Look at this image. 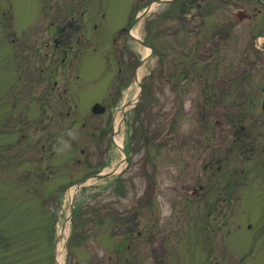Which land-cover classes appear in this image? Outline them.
<instances>
[{"label":"rangeland","instance_id":"1","mask_svg":"<svg viewBox=\"0 0 264 264\" xmlns=\"http://www.w3.org/2000/svg\"><path fill=\"white\" fill-rule=\"evenodd\" d=\"M149 1L92 0L99 30L85 34L95 32L97 44L62 51L39 0H0V264H56L65 225L64 264H110L119 246L157 241L172 203L193 195L205 198L190 211L197 225L211 203L212 264H264V51H254L264 44V4L257 0H216V10L186 20H165L156 6L142 20L139 37L162 55L151 56L142 93L123 114L127 162L81 187L70 219L68 189L121 159L112 142L116 115L143 58V45L124 29ZM208 84L230 89L226 99L208 106ZM236 90L255 101L254 116L238 123ZM97 102L103 114L91 112ZM242 125L253 129L244 150L234 136ZM226 174L238 184L220 193L214 183ZM227 195L225 204L214 200ZM149 197L156 231L146 235L143 216L133 215L129 237L125 217ZM204 234L196 233V250L184 260H208Z\"/></svg>","mask_w":264,"mask_h":264},{"label":"flooded vegetation","instance_id":"2","mask_svg":"<svg viewBox=\"0 0 264 264\" xmlns=\"http://www.w3.org/2000/svg\"><path fill=\"white\" fill-rule=\"evenodd\" d=\"M153 1L155 0H150L141 8H144ZM224 1L225 0H221V2ZM39 2L41 13L43 10H46V12L51 13V19L49 20L46 28L50 29L53 27L52 29H56L54 30V40L56 44V46L54 47L55 50L58 49L59 44L63 43L66 44V47L63 48L62 46V51H67L68 49L74 48L79 49L85 44H97L95 40V32L99 30V26L98 22H96L95 20V12H93L96 2L94 4L92 3V0H39ZM215 3H217L216 0H171V3L167 4L166 7L172 8L175 6L177 8V11L166 14L164 19H169L171 16L181 15L180 11L185 14H190V18L195 17V15L197 14H204L205 17L206 13H211L213 10H216ZM87 7L91 8L88 10ZM131 23L132 20L124 29V34H126L125 36L127 38H129L128 30L131 26ZM90 28L95 29V32H92L91 36H88L85 34V29ZM70 29H75V38L74 33L69 32ZM57 33L60 34V39L58 38ZM97 36L99 38V32L97 33ZM70 40H75V42L73 41L74 44H69ZM114 42L115 40L113 38L112 44H114ZM74 45L75 47H73ZM120 47L119 45L115 46V51H117V53L119 54L118 56L121 63ZM213 48L212 50L214 52H218V47L213 46ZM158 51L159 48L157 52ZM158 54L160 55L161 52L159 51ZM205 91L206 103L209 106L211 105V102L212 105L218 102H223L226 99L227 94H229L230 89L227 90V87H225V85H209L206 86ZM238 94L240 95L239 97L243 95L241 91ZM214 100H216L215 103ZM254 102L255 101H253V99H249V104L252 107L253 112L255 106ZM236 120L237 121L235 122H240L238 118H236ZM255 124H257V122H255ZM237 130L238 131L235 132L234 135L235 143L237 142L239 144L238 147L244 150L243 147L246 145L245 143L250 140L253 134L250 130L246 131V128L243 125L240 126ZM232 175L233 177L238 178L239 175H241V172L235 170ZM223 178L227 181H216L214 183L220 188V193H222L223 191H228L229 189H232L233 187H235V185L238 184L235 178L231 177L227 179V174L225 177H220V179ZM210 189H212V185H210ZM229 198L230 197L228 195L217 196L214 198V200L217 204H225L227 203V200H229ZM150 199V197L148 199H145L139 204L136 210H134L132 213L125 217L129 218L130 220L126 227V232H128L129 237L131 236V233H133L134 227L136 226V219L133 215L143 216L145 222L143 229L146 235L148 233L149 228L151 230L157 226V224H155L154 222H150L148 218L150 216L149 214L156 215L157 212V204L155 202H149ZM203 199H205L203 196H192L183 197L178 199V202H173V214L169 216L166 220L162 221L161 223H158V228L161 232L159 234L160 238L157 241H153L152 244H148V238L144 237L143 241H141L140 244H127L124 251H119V249L123 247L119 246L117 249L113 250V252L115 253V257L112 258V256H109L108 262L110 264H197L191 263V261L187 258L186 260H184V258L185 256H189L190 252L191 255L193 254V252H195V248L197 247L196 233H199L201 229L205 231V234L203 236V240L202 236L200 235V241L205 242V246L203 248H199L201 250L203 249L202 252H205L206 257L208 258V260L204 261L201 264H212L211 259L213 251L211 252L210 249L212 237L209 230L212 217V209L210 207L211 203H208L209 205L205 207V214L203 216H201L202 214L198 215L201 217L198 225L197 216L194 213L190 212L194 210V208H196L197 204H201L200 202ZM137 210H139V214ZM152 231L154 233L156 231V228ZM182 232L183 234H181ZM140 234L141 233L139 232L138 235ZM132 241L134 242L135 240L132 239ZM194 257L196 258L197 256L195 255ZM97 262L100 263L99 260Z\"/></svg>","mask_w":264,"mask_h":264},{"label":"bare ground","instance_id":"3","mask_svg":"<svg viewBox=\"0 0 264 264\" xmlns=\"http://www.w3.org/2000/svg\"><path fill=\"white\" fill-rule=\"evenodd\" d=\"M155 7L152 5L149 10H154ZM140 24L138 23L137 26H135L131 30V35L135 38H140ZM142 45V44H141ZM140 52L144 58V61L141 63V65L137 68V74L136 78L133 82V84L128 88V90L125 93V101L122 104L121 108L117 112L116 120H115V128H116V134L114 135V148L116 151L119 152V155L121 156V163L119 162L113 165V167L110 169L112 171L119 172L121 169L124 168L125 162H124V152L122 148L124 147V122H123V114H125L130 108L133 107V105L136 103L139 97L140 92V82L142 81L143 77L145 76L146 72L148 71L149 64H150V53L151 49L148 47H140ZM109 170V169H108ZM108 170H106L108 172ZM93 181V179H90V182ZM77 187H71L67 191V198L70 201L73 195L76 193ZM67 228L65 227V230L62 231V239L58 242L56 246V258L58 264H64L65 261V242L67 239Z\"/></svg>","mask_w":264,"mask_h":264},{"label":"trees","instance_id":"4","mask_svg":"<svg viewBox=\"0 0 264 264\" xmlns=\"http://www.w3.org/2000/svg\"><path fill=\"white\" fill-rule=\"evenodd\" d=\"M245 102H246V99H244L243 103L239 105V110L237 109L238 116H239V114H241L243 116L251 115L250 114L251 108L247 104L243 105Z\"/></svg>","mask_w":264,"mask_h":264},{"label":"water","instance_id":"5","mask_svg":"<svg viewBox=\"0 0 264 264\" xmlns=\"http://www.w3.org/2000/svg\"><path fill=\"white\" fill-rule=\"evenodd\" d=\"M107 176H109V174H98V175H96L95 177H96L97 179H99V178L107 177ZM84 182H86V180H84ZM84 182H82V183H84ZM82 183H81V184H82ZM81 184H79L78 187H80ZM72 208H73V206H72Z\"/></svg>","mask_w":264,"mask_h":264}]
</instances>
